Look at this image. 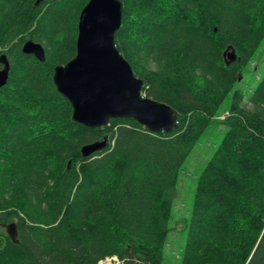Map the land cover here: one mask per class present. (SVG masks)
<instances>
[{"label":"trees","instance_id":"obj_1","mask_svg":"<svg viewBox=\"0 0 264 264\" xmlns=\"http://www.w3.org/2000/svg\"><path fill=\"white\" fill-rule=\"evenodd\" d=\"M36 1L0 0V264H166L180 173L215 120L225 131L196 178L178 264H264V76L247 97L237 88L264 41V0H120L116 48L145 97L177 115L160 134L133 119L72 121L52 76L75 56L88 0Z\"/></svg>","mask_w":264,"mask_h":264},{"label":"water","instance_id":"obj_2","mask_svg":"<svg viewBox=\"0 0 264 264\" xmlns=\"http://www.w3.org/2000/svg\"><path fill=\"white\" fill-rule=\"evenodd\" d=\"M44 0H37L38 5ZM120 0H88L81 9L75 44V56L53 70L56 92L71 106V119L89 129L103 128L111 120L133 119L150 133H172L177 128L176 112L168 105L142 95L143 81L137 78L129 63L115 45V34L121 26ZM22 53L45 61L40 44L26 41ZM226 64L235 62L231 47L223 52ZM0 89L8 83L10 64L0 56ZM107 139L83 145L80 154L87 158L105 149ZM16 243L14 224L4 225Z\"/></svg>","mask_w":264,"mask_h":264},{"label":"rangeland","instance_id":"obj_3","mask_svg":"<svg viewBox=\"0 0 264 264\" xmlns=\"http://www.w3.org/2000/svg\"><path fill=\"white\" fill-rule=\"evenodd\" d=\"M238 76H240L241 80L238 81L237 88L243 94L246 93L245 97H247L264 76V41L247 64L245 70L242 74L239 73ZM142 94L145 95L143 90ZM228 104L229 97L226 99L222 109L224 113L217 120H222L227 115ZM224 131L225 129L218 125L215 120L201 144L194 149L187 163L183 166L178 180V196L174 202L173 215L170 222L174 230L169 235L168 245L164 253L166 264H178L179 262L180 249L185 240V234L180 232V230L182 229L183 221L190 212L196 178Z\"/></svg>","mask_w":264,"mask_h":264},{"label":"built area","instance_id":"obj_4","mask_svg":"<svg viewBox=\"0 0 264 264\" xmlns=\"http://www.w3.org/2000/svg\"><path fill=\"white\" fill-rule=\"evenodd\" d=\"M121 262L117 257H107L98 262V264H120Z\"/></svg>","mask_w":264,"mask_h":264},{"label":"flooded vegetation","instance_id":"obj_5","mask_svg":"<svg viewBox=\"0 0 264 264\" xmlns=\"http://www.w3.org/2000/svg\"><path fill=\"white\" fill-rule=\"evenodd\" d=\"M0 69H2V64H0Z\"/></svg>","mask_w":264,"mask_h":264}]
</instances>
